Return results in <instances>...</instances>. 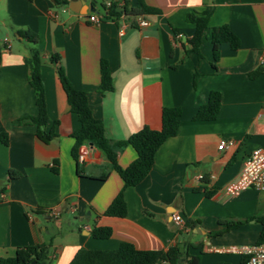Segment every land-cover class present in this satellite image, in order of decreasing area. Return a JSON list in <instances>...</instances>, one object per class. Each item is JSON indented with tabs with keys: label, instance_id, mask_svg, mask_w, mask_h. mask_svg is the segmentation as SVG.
<instances>
[{
	"label": "crops",
	"instance_id": "crops-1",
	"mask_svg": "<svg viewBox=\"0 0 264 264\" xmlns=\"http://www.w3.org/2000/svg\"><path fill=\"white\" fill-rule=\"evenodd\" d=\"M137 2L0 0V135L7 136L6 143L0 140V258L44 243L50 244L51 264H69L80 249L113 251L129 243L140 251L177 247L183 254L179 264L188 257H197L198 264H245L241 249L262 239L264 191L228 197L223 188L237 178L252 150L264 148V0H143L157 11L146 16L145 28L132 23ZM107 3L127 13L89 22V16L105 14ZM206 8L212 14L198 58L186 15ZM223 25L240 46L232 51L221 44L214 71L210 33ZM18 30L37 35L48 118L44 132L54 134L48 143L37 138L34 124L21 122L36 116L37 108L25 64L32 46L19 39ZM51 55L59 56L71 86L87 94L110 140H126L143 126L159 130L163 108L181 110L177 135L159 147L141 183L124 188L104 154L90 145H83V163L72 156L71 135L79 122ZM101 60L108 63L114 87L104 95L98 92ZM212 91L221 95L216 119L193 120ZM228 140L233 145L219 150ZM135 158L130 146L123 147L117 165L126 168ZM9 171L19 177L8 179ZM120 191L126 215H104ZM175 212L182 229L171 222ZM237 220L246 221L227 228ZM94 227L109 228L111 236L93 238Z\"/></svg>",
	"mask_w": 264,
	"mask_h": 264
},
{
	"label": "trees",
	"instance_id": "trees-1",
	"mask_svg": "<svg viewBox=\"0 0 264 264\" xmlns=\"http://www.w3.org/2000/svg\"><path fill=\"white\" fill-rule=\"evenodd\" d=\"M116 6L105 9L106 12L101 16V20L119 17L126 14L125 8L122 12L115 10ZM157 11L147 7L143 0H138L137 8L132 10V17L147 16ZM212 14V8H206L201 13H189L186 15V22L194 26V34L189 44L191 51L198 58H201L200 45L208 29V21ZM16 35L19 39L27 41L32 47L29 56L25 59L28 68V83L34 91L35 105L37 114L34 117L21 120V122L32 123L36 126V136L44 143H48L53 137L52 133H45L44 128L47 124V110L45 104L44 86L41 80L40 67L41 58L37 45V35L29 30H18ZM210 40L212 45L211 67L215 71L216 64L220 58V45H229L232 51L239 48V40L227 25L214 27L211 29ZM50 62L55 66L56 74L67 97L70 111L77 116L79 128L74 131L71 137L74 140L72 156L77 159L79 148L83 145H90L100 150L105 159L110 164V169L115 171L123 181V187H134L141 183L149 174L154 161V155L159 147L169 138L177 135L181 110L177 107H165L161 111V128L152 130L147 126L130 135L126 140L115 141L105 136V130L101 120L96 119L89 108L87 94L83 91L74 89L69 83L63 67L60 64L58 55H51ZM258 72L251 74L256 77ZM198 76L195 73V78ZM113 78L105 60L100 61V85L98 92L101 95L112 92ZM221 104L219 92L209 93L207 102L200 106L193 117L195 121H212L216 119ZM7 136L0 135V140L6 143ZM130 146L136 153L135 160L126 168L117 165V156L123 147ZM8 179H17L19 175L9 171ZM107 173L102 175L99 180H104ZM106 216L122 218L126 215V204L123 192L120 191L113 199L108 209L104 213ZM246 220L228 222V229H235L242 226ZM264 224V221H262ZM186 226H193L192 221H187ZM91 235L95 239H107L111 236L109 228L92 229ZM261 238L258 243L261 242ZM50 244H35L31 246L18 247L13 257L0 258V264H51L49 256ZM183 254L177 247L163 251H140L129 243H122L113 251H93L80 249L77 251L69 264H179ZM197 257H188L185 264H198Z\"/></svg>",
	"mask_w": 264,
	"mask_h": 264
},
{
	"label": "built area",
	"instance_id": "built-area-1",
	"mask_svg": "<svg viewBox=\"0 0 264 264\" xmlns=\"http://www.w3.org/2000/svg\"><path fill=\"white\" fill-rule=\"evenodd\" d=\"M111 7L110 3L105 5L108 9ZM88 21L93 24H99L102 20L100 17L91 15L88 17ZM138 28H145L150 25V22L146 16L133 17L132 22ZM125 25H122L119 35L123 36L125 32ZM180 37V36H179ZM4 49H10V41L7 37L3 38ZM233 145V141H221L218 145V149L221 150L223 147ZM85 160L84 147H80L78 151L77 161L83 163ZM203 176L199 175L198 179H202ZM210 179H214V176H210ZM253 189L256 191H264V148H256L252 150L244 160L243 166L237 176V178L227 184L223 188V192L226 196L232 197L238 195L240 192ZM54 214V212H53ZM171 222L177 229H182L184 221L179 213L175 212L171 215ZM234 251V250H232ZM241 252L247 256L245 264H264V232L260 243L241 249Z\"/></svg>",
	"mask_w": 264,
	"mask_h": 264
},
{
	"label": "water",
	"instance_id": "water-1",
	"mask_svg": "<svg viewBox=\"0 0 264 264\" xmlns=\"http://www.w3.org/2000/svg\"><path fill=\"white\" fill-rule=\"evenodd\" d=\"M72 2H75V1H77V0H71ZM72 9V8H71ZM74 12H77L76 10H74V9H72ZM78 13V12H77Z\"/></svg>",
	"mask_w": 264,
	"mask_h": 264
},
{
	"label": "rangeland",
	"instance_id": "rangeland-1",
	"mask_svg": "<svg viewBox=\"0 0 264 264\" xmlns=\"http://www.w3.org/2000/svg\"><path fill=\"white\" fill-rule=\"evenodd\" d=\"M11 39H12V35H11Z\"/></svg>",
	"mask_w": 264,
	"mask_h": 264
}]
</instances>
